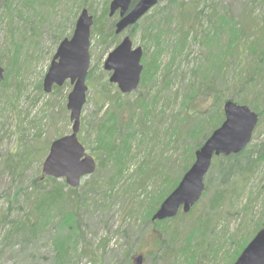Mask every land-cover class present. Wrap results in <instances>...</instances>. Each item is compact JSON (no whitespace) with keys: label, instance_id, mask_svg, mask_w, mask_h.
Listing matches in <instances>:
<instances>
[{"label":"trees","instance_id":"trees-1","mask_svg":"<svg viewBox=\"0 0 264 264\" xmlns=\"http://www.w3.org/2000/svg\"><path fill=\"white\" fill-rule=\"evenodd\" d=\"M46 1L41 4L40 0H22L24 12L19 13V18L22 19L23 14L27 15L30 10L43 11L44 4L50 5L52 15L59 0ZM86 1H83L82 9L85 8ZM163 2L165 6L161 7ZM0 4L2 10L8 9L6 13H9V17L6 16L13 25L10 0H0ZM152 11L153 15L145 17L148 22L144 35L147 43L143 57L145 69L133 100L129 98L132 94L123 95L109 80L103 79L102 82L96 83V68L89 72L87 82L95 92V111L88 119L82 118L79 140L83 144H95L93 155L97 159L98 169L91 176L92 182H87L84 192L80 194L79 188H70L65 180L35 179L30 187L19 191L28 195L31 190L30 195L34 192L37 196L36 201L27 199L30 207L25 218L11 222V217L7 214L1 220L4 225H12L3 237V245L12 246L16 244L17 238H35L48 231L53 233V264H70L75 255L88 256L93 263L99 264L96 253L84 250L81 207L87 199H91L90 191L98 194L103 192L106 197L104 202L111 200L108 198L125 183L121 181H125V174L130 171L129 165L137 156L136 150L149 146L150 142L154 141L158 131L154 121L157 118L161 94L168 91L172 85L171 80H168L170 73H164L166 70L161 61L163 46L167 41H171L179 53L190 44L197 47L198 53L194 56L196 64L190 70L184 89L181 108L182 112L185 110V114L179 116L178 131L169 136L168 142L171 147L174 142H183L186 145L181 165L178 166V161L167 159L168 157H162L151 165L145 158L136 170L141 173L137 190L141 191L142 195L146 194L145 200H136L137 210L142 212V220L147 229H150V232L156 231L159 236L158 240L156 239L160 248L159 259L168 258L170 253H175L177 246H180L178 253L183 255L184 259L194 262L195 256L191 253L199 251L200 246L215 234L223 205L240 198L249 187L257 165L264 161V147H249L239 155L214 159L202 198L210 196L209 201L195 219L193 209L189 214L181 213L175 219L152 221L163 201L176 189L194 164L195 152L223 124L225 116L220 111L223 104L232 101L249 107L258 114L259 120L264 117V0L245 3L237 14L233 13L223 0H161ZM109 14L107 3L102 19L110 23L109 35H106L104 27L99 26V23H102L101 18L96 20L93 29L96 32L95 38L101 40L102 44H106L109 38H116V23L110 19ZM39 28V25L31 27V24H28L24 29L28 31H22L20 37H16L15 29H12L9 43L12 49L9 48V55L11 60L15 61L13 70L20 58L19 50L25 46L28 49L36 46V37H40ZM64 39L65 37H60L59 40L62 42ZM167 68L170 70L171 65ZM8 70L10 71L5 74V82L11 74V69ZM61 91V88L56 87L53 92ZM211 101L219 102L217 111L211 114L200 112L198 105ZM48 149V145H38L33 152L26 151V155L19 156V163L16 164H28L34 159L41 162L48 154ZM11 166L9 163V167ZM47 183L48 185H45ZM136 193L138 195V192ZM139 196L141 195L139 194L138 198ZM253 202H248L241 210L246 217L254 212ZM178 222H181L178 228L170 229L173 223ZM244 226L245 224L241 228ZM261 229H264V217L260 216L253 231L247 236H233L231 243L237 248L230 264L236 262L249 241ZM181 237L183 240H180ZM215 246V241L211 239L207 248L197 252L201 254L196 262L202 263L203 258L209 261L213 259L217 254ZM205 252H209L211 257L208 258Z\"/></svg>","mask_w":264,"mask_h":264},{"label":"rangeland","instance_id":"rangeland-1","mask_svg":"<svg viewBox=\"0 0 264 264\" xmlns=\"http://www.w3.org/2000/svg\"><path fill=\"white\" fill-rule=\"evenodd\" d=\"M83 1L59 0L52 15L50 14V5L44 4L43 11L30 10V13L23 14L20 19L19 13L24 12L22 0H10L13 25L8 21L9 13H6L8 9L2 10L0 7V65L5 70V74L10 71L8 68L11 69L7 82L0 81V264H53L52 232L45 231L35 238H17L15 245L5 246L2 240L12 225H4L1 220L7 214L10 215L11 222L24 219L30 207V202L27 199H34V201L37 199L36 193L33 192L30 195L31 190L28 195L19 191L30 187L35 179L41 178L43 162L47 155L41 162L34 159L32 162L20 166L16 164L19 163L18 157L26 155V151H28L27 153L33 152L38 145H48L50 149L55 140L68 136L72 132L70 112L66 108L67 97L73 89L70 82L61 88L60 93L45 94L43 91V80L61 43L60 37H65V39L72 37L82 11L88 10L94 19L91 29L90 71L96 68L94 72L96 83L102 82L103 79L109 80L110 73L104 70V63L108 55L122 43L125 37L131 39L134 48L141 47L145 53L147 43L144 35L148 29L146 16L123 34H116V38H109L106 44H102L101 40L95 38L96 32L93 29L96 20L101 18L102 23H99V26L104 27L106 35H109L110 23L106 19H102V15L107 3L110 8L113 0H87L85 8L82 9ZM252 1L223 0L224 4L235 14L241 11L245 3L251 4ZM46 2V0H40L41 4ZM160 6L164 7L165 2ZM149 15H153V11ZM110 19L117 23L119 13ZM28 24H31V27L40 26L38 30L40 37H36V46L29 49L25 46L19 50L20 58L17 67L13 70L12 65L15 61L11 60L9 55V48L12 49L9 44L10 34L12 35L11 31L14 28L16 37H20V33ZM27 31L25 30L24 33ZM114 32L116 33V29ZM8 36L9 38H7ZM197 53L198 49L193 44L187 45L186 49L180 53L175 49L174 44H171V41L164 44L161 61L164 70H166L164 73H170L168 80H171L172 85L168 91L161 94L157 118L154 121L155 128L158 129L154 141L150 142L149 146H143L136 150L137 156L129 165L130 171L125 174V181H121L125 183L119 186L118 191L111 198H108L111 200L104 202L103 199L106 197L103 192L98 194L90 191L91 199L85 200V204L81 207L84 250L96 253L97 259L100 261L99 264H137L138 257H143L142 264H230V259L237 248L235 244L231 243L233 236L238 234L243 237L247 236L253 231L258 217H264V161L257 165L256 173L244 194L234 202L225 203L220 210L215 234L207 239L210 244L213 239L217 248L216 256L214 255L210 261L203 258L202 263L196 262L201 254L197 252L207 248L208 242L200 246L199 251L191 253L195 256L194 262L184 259L183 255L178 253L181 250L180 246H177V251L170 253L168 258L159 259L160 248L156 244V239L158 240L159 236L156 231L150 232V229H147L142 220V212L137 210L136 200L143 201L146 196L137 190L141 176L140 172H136L139 164L147 158L148 164L154 165L162 157L178 161V166L182 163L181 157L184 155L186 145L183 142H174L171 147L168 142L169 136L178 131L179 116L185 114V110L182 112L181 108L185 94L184 89L188 83L190 70L196 64L194 56ZM169 65H171L170 70L167 68ZM87 84L89 86L88 82ZM161 87L162 84L159 89ZM89 88L87 104L82 116L85 119H88L95 111L93 101L95 92L91 86ZM135 97L136 94L133 93L129 98L133 100ZM198 106L200 112L211 114L213 111H217L219 102H205ZM223 106L224 104L220 109L222 113H224ZM259 121L249 147H264V117ZM82 145L90 155L94 156L95 144L87 142ZM177 149H179L177 153H174ZM94 158L96 159L95 156ZM10 159L11 162H9ZM9 163L13 167H9ZM87 182H92L91 176L83 179L78 190L80 194L84 192ZM136 192L141 195L140 198ZM251 195L254 196L251 197ZM209 197L201 199L196 205L197 207L193 208L195 210L194 219L204 210ZM250 201H254V207L252 206L254 212L246 217L241 210ZM180 224L181 222L173 223L170 229L178 228ZM243 224L245 226L241 228ZM180 240H183V237ZM196 243L197 241L194 246ZM205 253L208 258L211 257L209 252ZM70 264L98 263H93L88 256L75 255Z\"/></svg>","mask_w":264,"mask_h":264},{"label":"water","instance_id":"water-1","mask_svg":"<svg viewBox=\"0 0 264 264\" xmlns=\"http://www.w3.org/2000/svg\"><path fill=\"white\" fill-rule=\"evenodd\" d=\"M161 0H113L110 17L119 13L116 34H123L147 16ZM94 19L88 10H83L71 38L64 39L51 61L43 80V91L51 94L54 88H62L67 82L73 87L67 97L66 108L70 112L72 132L55 140L43 162L41 180L54 178L65 180L72 188L80 187L83 179L94 175L98 169L96 159L90 155L79 140L83 110L90 91L87 79L91 69V29ZM144 51L134 48L129 37L111 52L104 63V70L110 73L109 82L118 87L123 95L136 92L141 84L144 66ZM5 79V70L0 65V80ZM225 120L203 146L195 152V162L182 180L163 201L152 221L175 219L183 212L189 214L201 201L205 179L217 157H230L244 152L252 143L259 124V116L247 106L228 101L223 106ZM138 257L137 264H142ZM233 264H264V229L249 242Z\"/></svg>","mask_w":264,"mask_h":264}]
</instances>
